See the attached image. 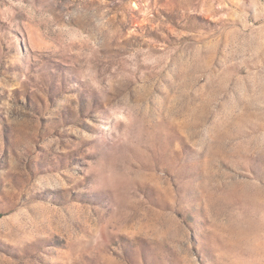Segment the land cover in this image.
Returning a JSON list of instances; mask_svg holds the SVG:
<instances>
[{
    "label": "rangeland",
    "instance_id": "obj_1",
    "mask_svg": "<svg viewBox=\"0 0 264 264\" xmlns=\"http://www.w3.org/2000/svg\"><path fill=\"white\" fill-rule=\"evenodd\" d=\"M0 264H264V0H0Z\"/></svg>",
    "mask_w": 264,
    "mask_h": 264
}]
</instances>
